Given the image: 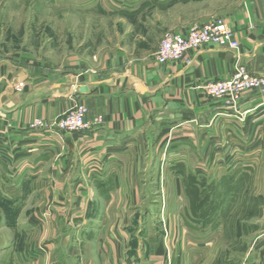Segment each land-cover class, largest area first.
<instances>
[{
    "label": "crops",
    "instance_id": "0c3cea01",
    "mask_svg": "<svg viewBox=\"0 0 264 264\" xmlns=\"http://www.w3.org/2000/svg\"><path fill=\"white\" fill-rule=\"evenodd\" d=\"M142 1L78 4L95 3L113 13ZM223 18L241 41L248 70L264 76V0H249L241 12ZM154 53L133 58L121 48L82 56L69 73L0 53V195L27 200L40 193L36 209L47 227L36 252L28 245L14 250L19 238L28 244L33 236L10 237L9 245L0 247V264H163L162 240L131 222V212L146 204L138 182L140 155L135 168L128 147L145 142L146 136L152 142H186L191 148L199 142L197 161L209 177L225 175L242 162L219 158L220 167L214 168L210 142H264V98L249 95L236 112L200 86L233 74L234 50L209 44L170 64H159ZM81 85L88 91L77 93ZM75 100L87 106L89 125L77 133L64 132L54 122ZM37 118L47 125L31 129ZM241 146L244 151L246 144ZM51 228L57 233L51 234ZM249 259V264H264V245Z\"/></svg>",
    "mask_w": 264,
    "mask_h": 264
},
{
    "label": "rangeland",
    "instance_id": "374dc122",
    "mask_svg": "<svg viewBox=\"0 0 264 264\" xmlns=\"http://www.w3.org/2000/svg\"><path fill=\"white\" fill-rule=\"evenodd\" d=\"M78 1L0 0V53L42 62L52 72L59 66L65 73L82 56L121 48L133 58L153 52L156 58L166 33L202 20L224 19L249 2L145 0L109 13L95 3L81 7ZM145 138L128 147L135 168L140 155L138 182L146 204L131 212V222L162 240L163 264L169 255L180 264H249L250 252L264 245V142H210L214 168L220 167L219 158L242 162L225 175L207 177L201 170L207 167L197 161L199 142L191 148L186 142ZM241 144H246L244 151ZM40 201V193L27 200L18 194L0 195V247L9 245L14 235L34 237L28 244L19 238L14 250L24 251L28 245L36 252L42 246L47 227L36 209Z\"/></svg>",
    "mask_w": 264,
    "mask_h": 264
},
{
    "label": "built area",
    "instance_id": "2783aa9c",
    "mask_svg": "<svg viewBox=\"0 0 264 264\" xmlns=\"http://www.w3.org/2000/svg\"><path fill=\"white\" fill-rule=\"evenodd\" d=\"M209 44L234 50L236 58L235 70L231 76L207 80L200 85L208 97L236 112H239L241 102L249 95L264 98V76L254 75L248 70L241 56V41L224 19L219 18L213 22L196 24L183 32L166 33L160 41L156 60L159 64L178 63L187 59L191 52L198 51ZM86 114L85 103L75 100L68 110L55 120L54 125L64 132H80L89 125ZM44 125H47L45 121L37 118L29 127L35 129ZM165 264L177 263L169 255Z\"/></svg>",
    "mask_w": 264,
    "mask_h": 264
},
{
    "label": "water",
    "instance_id": "95a60500",
    "mask_svg": "<svg viewBox=\"0 0 264 264\" xmlns=\"http://www.w3.org/2000/svg\"><path fill=\"white\" fill-rule=\"evenodd\" d=\"M87 91H88V87L85 86V85H81V86H79V87L77 88V90H76L77 93H85V92H87Z\"/></svg>",
    "mask_w": 264,
    "mask_h": 264
}]
</instances>
